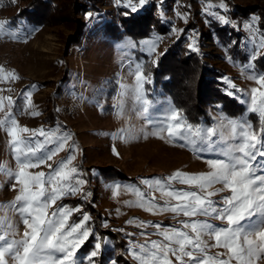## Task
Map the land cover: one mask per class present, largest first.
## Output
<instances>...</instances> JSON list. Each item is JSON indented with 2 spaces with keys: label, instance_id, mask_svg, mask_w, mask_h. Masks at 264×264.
<instances>
[{
  "label": "rangeland",
  "instance_id": "rangeland-1",
  "mask_svg": "<svg viewBox=\"0 0 264 264\" xmlns=\"http://www.w3.org/2000/svg\"><path fill=\"white\" fill-rule=\"evenodd\" d=\"M17 1L19 0H0V21L6 22V31L0 33V67L14 71L19 77L15 81L0 83V89H5L0 95L12 96L17 106L22 107L25 104L23 93H31L33 107L29 112L34 110L39 115L32 116L28 112L16 114L21 126H27L29 129L59 127L61 131L72 134L70 143L74 142L77 147L76 160L73 163L80 166L84 174L82 178L88 181L85 190L90 191L92 195L87 200L80 195L70 196L58 201V204L70 207L82 205V211L91 216L88 223L94 233L78 250L77 258L87 264L85 257L94 250L95 243L99 241L102 251L101 255L95 258L96 264H137L129 254V249L134 243L162 240V237L157 235H140L141 232L153 233L156 229L137 227L139 221L181 227L179 221L190 218L180 215L173 219L172 213L153 215L141 208L129 207L125 201H134L136 196L130 191H124L122 187L120 194L113 197L109 186L133 185L147 192V186L141 183L142 179L164 178L177 170L195 174L210 169L205 162L207 155L198 157L190 149L179 147V142L151 134L163 125L167 110L176 109L167 95L160 94V91L154 90L152 86L147 88L146 84L145 89L151 104L148 112L143 113L130 95L120 97V85L134 86L137 64L143 68L144 57L156 59L168 43L186 31L187 45L195 40L199 52L204 53L210 63L221 70L226 92H235L233 97L239 102L241 98H249L245 93H250L251 88L259 86L246 78L248 72L245 66L253 52V41L258 44L260 32H264V0H226L228 7L231 3H236L238 9L247 6L258 7L262 15L258 23L255 13L231 16L229 10L227 15L233 24L222 28L217 27L220 24L204 12L207 4H218L219 0H163L162 4L161 0H149L147 5L151 7L158 27L164 28H156L138 39L129 34H124L119 39L102 34L91 38L88 34L80 43L70 46L66 45L67 33L70 31L66 18L74 16L78 20L83 19L88 28L98 21L118 20L120 15L131 12L127 0H94V9L87 7L77 14L58 12L54 20L51 19L45 25L27 26L24 29L7 22L8 16L17 10ZM177 11L188 14V24L176 16ZM210 11L221 10L214 8ZM253 22V32L244 28L245 23ZM173 27L183 31L173 32ZM146 41L148 43H145ZM149 45L155 47L151 54ZM261 52H264V49ZM259 55L260 52L257 57ZM254 65L257 73H264V69L256 67L255 61ZM189 74L185 73L188 84L186 83L178 96L187 105H192L195 92ZM231 83L236 85V89L243 91L237 92L231 88ZM183 91L187 93L188 99ZM122 100L123 112L119 109ZM242 106L243 109L235 114H228L218 106H210L208 121L193 125L210 126L223 114L228 118L247 119L257 131L264 128V120H261L257 113L248 112L246 104L242 103ZM13 111L15 112V108ZM3 117L4 113L0 112V119ZM149 120L154 123L149 124ZM132 128H143L144 133L139 134L137 139H128L127 130ZM114 147L118 155L114 154ZM68 155L69 149L66 148L53 157L50 163L55 166V162L66 159ZM0 165L16 169L9 137L3 129H0ZM30 171L47 173L49 169L41 166ZM12 184L13 181L7 175L0 173V205L10 204L17 196L19 185L13 190ZM174 187L198 191L188 185L175 184ZM152 195L158 203L163 204L159 192H153ZM229 195L231 193L225 191L212 199L220 200L222 196ZM49 211L51 212V209ZM0 216H8L14 222L19 221V216L8 209L0 210ZM81 218L82 213H74L70 223ZM129 220H133V223H127ZM211 222L220 227L226 226V222L221 220ZM105 223L107 227L103 226ZM18 231L17 239L21 238L25 231L22 223H19ZM216 253L224 254L222 259L227 258V250L224 248L209 250L210 255ZM170 258L173 264H177L174 257ZM232 264L236 262L232 261Z\"/></svg>",
  "mask_w": 264,
  "mask_h": 264
},
{
  "label": "snow or ice",
  "instance_id": "snow-or-ice-1",
  "mask_svg": "<svg viewBox=\"0 0 264 264\" xmlns=\"http://www.w3.org/2000/svg\"><path fill=\"white\" fill-rule=\"evenodd\" d=\"M148 3L149 0H127L132 13ZM214 8L220 9L223 14L221 11H210ZM228 11L226 0H219L218 4H207L204 8L206 15L221 26L233 24L227 15ZM176 16L187 23V13L177 11ZM254 26V22L244 24L249 32H253ZM5 31L6 22L0 21V33ZM172 31L183 30L173 27ZM260 37L258 44L253 41V52L245 66L248 72L246 78L259 87L251 88L250 93H245L249 98H241L240 102L248 106V112L257 113L264 120V73H257L254 65L257 53L264 55L261 52L264 49V32H260ZM188 48L192 52L199 51L195 40L189 43ZM154 50V45H149V54ZM17 79L19 77L14 71L0 67V83ZM150 83V76L137 64L135 85H120L119 95L122 98L130 95L140 106V111L147 113L151 101L147 97L145 85ZM230 86L236 89L234 83ZM3 91L5 89H0V92ZM226 94L235 96L233 91H227ZM23 96L25 104L20 107L12 96L0 95V112L4 113V117L0 119V129L6 131L16 161L15 170L0 165V173L13 181V190L19 185L14 201L8 205H0V210L8 209L19 216L18 222L8 216H0V264H84L83 260L77 258V252L94 236L88 223L91 216L82 211V205L70 207L58 204V201L70 196L80 195L87 200L92 195L85 190L88 181L82 178L84 174L80 166L73 163L77 147L74 142L70 143L72 134L61 131L59 127L29 129L21 126L16 114L28 112L32 116L39 115L34 110L29 112L33 107L31 93L26 91ZM119 109L124 111L123 100ZM152 123L154 122L149 120V124ZM26 133L29 135H23ZM127 133L128 139H137L139 134L144 133V129L132 128ZM151 134L179 142V147L190 149L198 157L207 155L205 162L210 170L195 174L177 170L164 178L142 179L141 183L147 186V192L133 185L109 186L113 197L120 194L122 187L124 191H130L136 196L134 201H125L129 207L135 206L153 215L172 213L173 219L180 215L190 218L179 221L181 227L139 221L137 227L156 229L153 233L141 232L140 235H157L162 240L134 243L129 249L132 259L137 264H173L170 257H174L177 264L264 262V128L257 131L249 120L228 118L223 114L210 126L193 125L180 110L169 108L163 125ZM66 148L69 149L66 159L55 162V166L50 163L53 157ZM113 152L118 155L115 147ZM41 166H46L49 171H30ZM175 184L188 185L198 191L176 188ZM216 185L221 187H215ZM225 191L231 195L222 196L220 200L212 199ZM153 192L160 193L163 204L156 201ZM74 213H82V218L70 223ZM199 217L209 219L201 220ZM133 220L127 223L132 224ZM211 220L224 221L226 226H217ZM19 223L24 225L25 231L17 239ZM103 226L107 227V224ZM212 240L215 243H209ZM217 247L227 250L226 259L221 258L224 255L222 253L209 254L211 248ZM101 251L102 244L98 241L94 250L85 257L87 264H96L95 258L101 255Z\"/></svg>",
  "mask_w": 264,
  "mask_h": 264
},
{
  "label": "trees",
  "instance_id": "trees-1",
  "mask_svg": "<svg viewBox=\"0 0 264 264\" xmlns=\"http://www.w3.org/2000/svg\"><path fill=\"white\" fill-rule=\"evenodd\" d=\"M15 3L17 10L14 14L8 16L7 22L21 29L27 28V26L45 25L51 19L54 20L58 12H74L77 14L78 12L81 13L84 8L94 9L95 6L94 0H19ZM248 7L238 9L236 3H231L228 8L231 16L248 14L249 12L255 13L259 23L262 12L259 11L258 7ZM246 8L248 9L246 10ZM125 14L120 15L118 20L98 21L93 23L90 28L87 27V23L83 19L78 20L74 16L66 18L69 21L70 30L67 33L66 45L78 44L88 34L91 38L102 34L114 39L129 34L138 39L140 36L147 35L149 32L161 27H158V22H156L151 7L148 5L140 8L135 13ZM162 27L164 28V26ZM217 27L222 28L223 26L218 25ZM207 59L208 57L204 53L192 52L188 48L186 31L168 43L156 59L152 57L143 58L144 72L151 78V83L147 84V88L152 86L154 90H159L160 94L167 95L176 109L180 110L182 115L192 124L208 121L210 106H218L228 114H235L243 109L241 102L226 94V88L221 79L222 72L219 67L213 65ZM255 64L258 69L263 70L264 55H259L255 60ZM188 72L190 73L189 80L193 83L195 92L192 105H187L178 96L182 93L181 89L183 90L186 83L188 84V78L185 77V73ZM184 94L188 99L187 93L184 92Z\"/></svg>",
  "mask_w": 264,
  "mask_h": 264
}]
</instances>
